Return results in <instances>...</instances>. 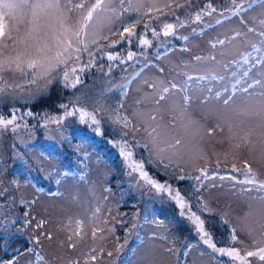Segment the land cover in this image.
<instances>
[{
    "label": "rangeland",
    "instance_id": "rangeland-1",
    "mask_svg": "<svg viewBox=\"0 0 264 264\" xmlns=\"http://www.w3.org/2000/svg\"><path fill=\"white\" fill-rule=\"evenodd\" d=\"M39 2L46 4L55 0ZM83 2L86 9L94 0ZM176 2L187 4V0ZM249 2L236 0L244 5L239 16L228 11L234 7L232 0H192L190 5L176 9L175 15L159 19H156L158 13L144 14L136 31L152 40V46L144 49L146 56L140 55L143 46L136 38L128 42L118 34H109L108 40L101 41L102 45H111L113 40L119 43L105 47L106 53L126 57L132 51L137 53V58L124 63L109 61L106 55L97 52V46L89 45V50L96 54L95 63L79 74L81 82L75 87L65 86L62 67L54 71L53 82L47 87L46 78L37 77L32 83V69L26 66L27 75L11 70L0 72V87L7 85L0 94V116L11 118L13 112L17 115L13 125L0 128V257L7 252L14 253L11 258H0V264H7L9 260H15L16 264H93L89 260L92 249L97 250L94 264H245L243 260L214 253L204 245L194 225L187 216L180 215L179 205L168 193L151 187L138 173L131 172L119 149L110 142L120 141L125 132L130 142L134 139L138 144L133 159L145 161V171L158 183H166L181 192L192 210L201 215L218 247L235 248L245 257L247 251L264 247V212L261 211L264 203L258 199L264 193L245 191L252 189V185L240 183L246 179V164L258 181H264V155L261 154L264 145L260 142V129L256 127L258 118L238 116L231 110L242 111L248 105L244 93L237 92L230 109L222 102L227 95L224 87L231 90L237 80L241 81L238 88L246 86L243 81L251 82L243 73L251 68L257 57H264V51L253 52L250 47H241L239 51L251 53L250 61L244 64L236 57L239 62L230 65L227 73L219 71L225 80L193 79L189 82L188 94L192 100L183 114L176 107L177 104L183 106L182 93L162 101L160 110L156 111L152 98L145 97L152 89L143 83L145 79L159 78L179 85L187 79L185 73L194 78L206 75L214 66H205L194 57L209 54L212 51L210 41L230 37L233 29L246 31L241 19L247 21L249 27L261 30L264 0H257L251 7ZM60 3L61 10L45 8L40 11L43 28L39 35L46 36L50 46L63 31L59 19L61 12L64 27L77 25L83 15V10L67 12L66 0ZM144 3L147 6L150 0ZM209 3L217 11L210 15L205 12L201 21H195V13ZM145 11L142 9V13ZM170 11L164 9L165 13ZM16 16L22 17V22L5 17L13 39L5 41L7 47L0 45V60L17 55L25 60L41 58L42 54L37 51L39 44L27 32L30 10L18 9ZM177 17L184 26H178L174 35L164 37L162 24L177 23ZM136 19L137 14L130 12L123 17V23ZM145 24H148L147 29ZM120 27L117 22L113 31ZM153 28L161 32L159 38L152 36ZM104 34H108L107 29ZM185 36L187 40L183 39ZM249 36L258 43V36ZM58 50L52 47L48 55L55 56ZM157 54L161 57L159 60ZM88 60V53L82 52L81 64L86 65ZM109 64L112 65L110 72ZM71 66L70 62L69 68ZM257 69H253L250 76H255ZM122 84H127L126 97L118 87ZM208 88L212 89L211 93ZM217 91L222 93L219 99L215 98ZM205 96L208 99L203 101ZM137 100L142 102L137 104ZM121 102L120 116L128 117L136 130L124 129L113 122V110ZM76 108L96 110L100 124L82 123L78 112L66 115ZM135 113L155 115L157 119L146 122ZM95 127L100 128V134L94 131ZM152 127H158L161 141L181 140L178 154L167 169L149 162V151L143 146L149 141L148 132ZM249 131L252 132V145L241 143L237 148L238 138ZM160 146L167 147L166 143ZM171 153L169 149L167 154ZM181 176L184 179L178 178ZM14 179L19 182L18 187L11 183ZM204 204L208 211L203 210ZM98 206L100 211L95 213ZM156 219L163 220L164 224L153 223ZM78 220L82 222L80 229L76 224ZM41 221L42 226L37 227ZM97 226L104 231L93 239L92 229ZM78 230L80 236L75 234ZM233 230L236 241L231 239ZM37 255L43 256L44 261L37 260ZM246 259L250 264H264L259 256Z\"/></svg>",
    "mask_w": 264,
    "mask_h": 264
},
{
    "label": "snow or ice",
    "instance_id": "snow-or-ice-1",
    "mask_svg": "<svg viewBox=\"0 0 264 264\" xmlns=\"http://www.w3.org/2000/svg\"><path fill=\"white\" fill-rule=\"evenodd\" d=\"M192 0H187V4L177 3L176 0H166V2H161V0H150V3L146 6L144 0H94L86 9L83 0L81 2H73V0H66V4L64 8L67 12L71 13L73 10H83V15L75 26L64 27V17L63 12H61L60 16V24L63 31L61 32L60 37L55 38V44L49 45L48 38L46 36H41L39 33L42 31L43 26L40 23V11L45 8H55L57 10H61L60 0H55L54 3H46L41 4L39 0H0V45L7 47L5 43L6 40H12L11 29L5 24V17H8L12 20H19L22 22V17L16 16V10L27 8L31 12V16L27 21L28 35L35 40L39 47H37V51L42 54L39 59H23L20 55H17L15 58H7L0 60V72L11 70L13 72H19L21 75H27L25 66L27 69H32L33 80L32 83L36 82L37 77L46 78L45 79V87L48 84L53 82V73L56 69L63 68V80L65 82V86L75 87L76 84L81 82L80 73L84 72L86 68L91 67L95 63L96 54L89 50V45L97 46V52L103 53L107 56L109 61H120L124 63L126 61H132L137 58V53L129 51L125 56L121 54H112L106 53L104 51L105 47H110L119 43L117 40H113L111 45H102L101 41L108 40L109 34L116 35L118 34L122 40H126L131 42L133 38L138 40L139 45L143 46L142 51L140 53L141 56H146V52L144 49L152 46V40L147 38L146 35H141L137 33L136 27L138 24L142 22V17L144 14L148 13H158L156 19H159L160 16L164 15H175V10L179 8H184L187 5H190ZM257 0H250L249 7H251L252 3H256ZM232 4L234 7L228 9L230 13L234 16H239L241 11H243L244 5L243 3H236V0H232ZM261 7L264 8V3L261 4ZM142 9H146L145 12L142 13ZM164 9H170L169 13H165ZM217 9L209 3L200 11H197L194 16L195 21H201L203 14L207 12L209 15L212 12H216ZM130 12H134L137 14L138 19L133 20L131 23L124 24L123 17ZM223 15V12L221 13ZM177 23H168L164 22L162 24V33L164 37H168L175 34L176 28L183 27L184 23L179 20V17L176 18ZM119 22L121 25L118 31H113L116 23ZM217 24L220 23L219 20L216 21ZM240 23L245 26L246 31H241L239 29H233V35L230 37H226L224 39L217 38L214 41H210V47L212 51L207 55H197L194 59L197 62L207 66L213 65L214 67L207 71L206 75H199L195 78L191 75L187 76V79L183 81L181 84H177L175 82H165L162 79H155L149 81L145 79L143 83L147 85L148 88L152 89L151 93H146V98H152V103L156 106V111L160 110V105L162 101H166L170 96H175L177 93H182L183 106L177 104L176 107L180 109L181 114L186 110L188 104L192 100V97L188 94L190 89L189 82L193 81V79L197 81L203 80H214V81H223L225 80L224 75H220L219 71L222 70L227 73L229 66L232 64H236L239 61L236 57H239L244 64H248L250 61L251 53L239 51L241 47H250L253 52H262L264 51V20L260 21L261 30L257 31L255 27H249L247 25V21L241 19ZM144 27L147 29L148 24H145ZM105 29H107L108 34L105 33ZM195 31V30H193ZM35 34V35H34ZM151 34L153 37L159 38L161 36V32L157 31L155 28L151 29ZM249 34H254L258 36L260 39L257 42H253ZM183 39L187 40L188 37H183ZM259 45V46H258ZM52 47L59 49L56 51L55 56H49L48 53L52 50ZM187 51V49H184ZM87 52L89 56V60L87 64H81V53ZM161 57L157 54L156 59L159 60ZM71 62L72 66L69 68V63ZM257 65L259 68L257 69ZM145 66H148L146 63ZM153 67H157L158 71L163 72L164 69L159 67L158 65H152ZM112 65H108L109 72L111 71ZM253 69H257L255 76H250V73ZM137 76L140 73H136ZM233 77L235 73H232ZM243 76L249 77L251 82L243 81L246 85L244 87H237L238 84L241 83L240 80H237L236 83L232 84L231 90L228 87H224L223 92L227 95L223 98V104L226 106V109H230L231 106L235 103L237 92L246 94V98L249 101L248 105L241 111L235 108H231L235 115L238 116H247L249 118H258V123L256 127L260 129L259 136L260 142L264 145V57H257L255 62L252 64L251 68L247 69ZM2 79V78H0ZM131 83V81H128ZM7 85L5 87H0V94H2ZM121 91L122 96H127V84H122L118 86ZM259 88L260 91H255V89ZM207 91L209 93L212 92L211 88H208ZM222 96L220 91L215 93V98L219 99ZM208 97H203V101H206ZM202 101V102H203ZM142 101L137 100L136 103L140 104ZM66 107V106H64ZM123 108V102L116 109H114V117L113 122L117 124H121L124 129L132 128L135 129V126L132 124V121L128 119L126 116H120V109ZM96 110L89 112L84 108H76L72 112H66V115H74L75 113H79V117L82 123L90 121L93 125H99L100 120L97 119ZM31 115V113H28ZM136 116L140 117V119L147 121H156L157 117L155 115H149L147 113H135ZM87 118V119H86ZM17 120V115L15 112L11 114V118H5L0 116V128L7 129L8 126L13 125ZM59 121H57L58 123ZM15 130V129H13ZM232 130L231 128L229 129ZM94 131L97 134H100L101 130L99 127H95ZM214 131V130H210ZM235 135V133H233ZM128 133L125 132L120 141H110L113 143L114 147L119 149V154L124 158L127 163L128 168L131 172H136L139 174V177L144 180V182L151 187L167 192L168 195L174 200L180 207L181 212L180 215L187 216L188 220L194 225L197 235L199 239L202 241L204 245L208 248L212 249L214 253H219L222 256H228L236 259L243 260L245 264H250V262L246 259V257H255L259 256L261 261H264V247L258 248L257 251H247L246 257L240 255V251L235 248H225L218 247L216 242L214 241L212 234L206 230L205 221L201 219V215H198L196 211H193L189 204L186 202L185 197L181 195L179 190H174L170 185L166 183H158L155 179L149 176L148 172L145 171V161L143 160H135L134 157V149L138 147V144L133 141H129L127 139ZM160 133L158 132V127H152L151 131L148 132L149 141L145 143L143 146L147 148L149 151V162L157 163L158 165H163L165 169L173 162V157L178 154L177 146L181 144V140L176 138L174 143H168L167 141H161L159 139ZM252 132L249 131L243 136H240L238 139L240 143L236 144V147L239 148L241 143L244 145H252L251 140ZM161 143H166L167 147H161ZM151 145V146H150ZM171 149V155L167 154V151ZM264 155V151L261 153ZM167 161V163H165ZM247 172L245 173L246 179L240 181L242 184L252 185V189H245V191L255 190L260 193H264V181H258L254 175H252V169L250 166L246 164ZM203 174V169L200 170ZM233 171H238V169L233 168ZM65 176L70 175V173H64ZM179 179H184L183 176L178 177ZM197 180L200 177H196ZM224 179V177H221ZM231 179H235L231 177ZM11 183L13 185L19 186V182L17 180H12ZM59 183V181H57ZM3 191H7L3 189ZM262 203H264V195H261L258 198ZM22 203L24 201H21ZM204 211H208L207 205H202ZM99 206L95 209V213H99ZM264 212V209H261ZM94 213V215H95ZM27 216L28 214L25 213ZM29 221H26L28 223ZM153 223H157L158 225H163L164 221L161 219H156ZM43 221L37 224V227H41ZM77 228L80 229L82 227L81 221H76ZM104 229L99 226L92 229V237L96 239L98 233L103 232ZM112 231V229H109ZM77 236L81 235V232L78 230L75 233ZM51 238L50 236L48 237ZM233 241L237 240V237L234 233L231 236ZM71 240V237H69ZM36 243H39V240H36ZM260 243V242H257ZM71 247H75L74 244H70ZM191 248V245H188ZM92 255L89 257L91 262L97 260V256L95 255L96 249H92ZM110 255V253H109ZM37 260L44 261V257L37 255ZM7 264H16L15 260H9Z\"/></svg>",
    "mask_w": 264,
    "mask_h": 264
},
{
    "label": "trees",
    "instance_id": "trees-1",
    "mask_svg": "<svg viewBox=\"0 0 264 264\" xmlns=\"http://www.w3.org/2000/svg\"><path fill=\"white\" fill-rule=\"evenodd\" d=\"M64 100V99H63ZM92 139H94L93 136H91ZM95 140V139H94ZM103 152V153H102ZM101 154L103 156H106V152L104 150H101ZM14 255V253L12 252H7V253H4L0 258H2L3 260L4 259H7V258H11L12 256Z\"/></svg>",
    "mask_w": 264,
    "mask_h": 264
}]
</instances>
